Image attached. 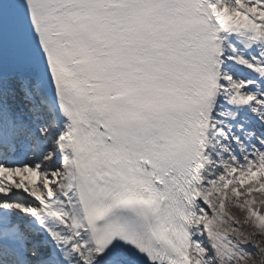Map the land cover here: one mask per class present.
Segmentation results:
<instances>
[{
	"label": "snow or ice",
	"instance_id": "6c2138e0",
	"mask_svg": "<svg viewBox=\"0 0 264 264\" xmlns=\"http://www.w3.org/2000/svg\"><path fill=\"white\" fill-rule=\"evenodd\" d=\"M0 264H264V0H0Z\"/></svg>",
	"mask_w": 264,
	"mask_h": 264
}]
</instances>
